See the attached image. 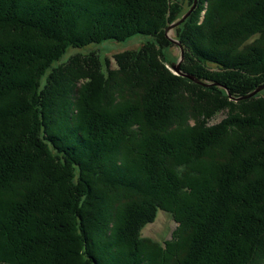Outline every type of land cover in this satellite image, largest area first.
I'll list each match as a JSON object with an SVG mask.
<instances>
[{"label": "trees", "instance_id": "1", "mask_svg": "<svg viewBox=\"0 0 264 264\" xmlns=\"http://www.w3.org/2000/svg\"><path fill=\"white\" fill-rule=\"evenodd\" d=\"M1 1L0 11L6 8L5 1H9L11 5L7 7L15 14V18H12L13 15L9 17V14L7 18H0L1 23L9 18V20H12L13 24H15V27L26 29L34 28L42 33L43 30H51L54 34L58 30H61L67 35V37L65 35V38H62L63 36L60 37L61 33L59 36H54V40L62 44L61 47H59L57 55L49 59L46 66H44L45 69L39 72L34 85L35 96H39L45 88H40V83L45 73L49 71L51 67L50 63L53 62L54 64L55 61L63 57L68 49L87 52L88 50L86 49L96 46L94 51L99 53L97 48L102 43L115 44L132 40L136 41L139 45L138 50L132 52L130 57L132 60H137L141 57L154 59V54L156 53L155 49L160 50V56L163 57V55H167V49L173 47L175 43L168 39L165 31L184 14V12L181 11L182 8H180L178 1L184 2L183 4L187 6V10L192 4V0H97L95 1L97 4H106L107 7L109 6V10L105 9L103 11V16L101 15L98 17L97 15L99 14L96 15L94 13L104 8L95 10L97 6L93 3L89 4V9L81 6L76 9L72 1L64 3L63 0H44L46 2L45 7L43 6L44 4H41L42 0H28L29 2L26 3L24 7L15 4L19 2V0ZM24 1L27 2L26 0ZM150 1L154 3L155 6H150ZM216 2L215 7L212 6L210 10V17L213 16L212 22L215 21L216 26H208V35L206 37L208 44L204 41V36L200 34V29L196 30L194 27L193 29H191L190 26L188 27V21L194 11L183 23L171 30V38L175 39L182 49H185L184 55L189 56L188 53H191L194 60L190 59V62H185L186 60L184 59L180 71L185 72L184 68H186L185 74L193 76L203 85H213L217 83L215 87L202 88L206 93L195 92L194 101L197 107L196 114H194L195 117L193 116L192 118H195L198 122L197 126L187 128L188 130L185 129L183 132L185 138L182 137V140L173 136L171 138L169 136L163 137L162 135L156 136L152 140L155 141L154 145L150 147L144 142L147 134L144 132L145 126L141 121L130 122L127 126L129 132H127L126 137H128L129 141L131 140V142L134 143L141 141L140 143H145V149H155H152V156L148 152L145 156L144 152L141 150H134L136 154H138L137 157L142 158V160L138 161L139 163H136L146 173L143 175L145 179L143 181L147 183L146 186L148 188L152 186V184L147 182L146 176L149 175L151 178L152 173L155 171L158 172V168H161L160 165L163 168V162L161 164V162L155 160V153L162 151L164 144L171 145L173 143L174 145V143L177 142L178 146H176V149L178 148L183 151L182 155L184 156L179 157L180 161L176 163H174L173 157L174 155L180 156V154H169L166 156L167 158L163 160L165 165L167 163L169 166L172 165L171 171L166 173V176L171 180L168 183L172 185L171 187L173 188L178 187L177 191H169L167 193L169 199H164L161 203L155 204L153 208L148 204L145 207H138L140 203L138 204L135 201L130 202L127 206L128 210H124V216H116L117 224L123 223L124 226L129 227L131 233L133 232L131 244L133 246V252H137V254H131V256H129L131 258H129L127 255H122V250L120 253H117L111 249L108 251V253H111L105 258L100 256L101 254L99 251L101 250L94 246L96 242L93 241V237L90 239L87 238L89 235L87 229L90 226L94 228L96 223L99 222V219L94 217V223H91L90 218L87 227L81 215L77 213V210L81 209L85 203L89 192L87 182L84 183V187L88 188L87 192H78L79 189H81V182L85 181L82 170L84 162L79 159L78 154H83L86 150L79 149V151H72L73 147L68 146V151L70 154H73L70 156L66 154L65 151L59 152L58 148L54 146L55 139H53V137H51V139L46 138L44 142H41L39 134L40 130L43 131V125L41 124L43 123V116L41 113L42 106L39 104V106H37V120L40 124H38L37 140L45 145L51 156L60 157L59 165L61 168H64L67 163L69 164L66 166L67 168L68 166L70 167V171L68 170L70 174L68 175L69 185L67 190L73 189L75 192L79 193L76 198V210L72 212L74 223L70 222L69 224L64 222V218L62 219L59 214L62 210L60 209L61 207L49 209L48 205H46L48 199H42L43 197L39 195V193L34 195L33 192H30L35 196L34 199H32V196H25L23 198L25 200L19 201H6L3 200L4 197L1 195L0 234L2 233V236H0V264H57L65 260L62 253L67 252L66 247H69L67 244L70 243L77 244L76 246L78 247L80 246L78 251L84 261V263L81 262V264H150L151 261L154 262V264H167L168 261H170L169 264H264V242L262 240L264 234V209L261 211V205L258 203L262 186L264 188V176L258 177L257 180H252L254 182L245 179L248 175L250 176L252 172L250 167L247 166L248 164H245V161L249 162L252 159L249 153L247 155L244 154L245 152L243 153L242 148L244 144L238 141L235 150L232 148L231 151H227L228 154H235L234 156L232 154L231 156L230 154L226 155L225 157L228 159L226 163L219 160L212 161L208 159L209 164H203L204 166H209L207 170L203 172H208L207 175H204L207 176V180L205 177H201V170L204 167L198 160V157L203 158L207 154L208 149L214 146L212 143H214L217 138L219 139L221 137L220 135L226 130V127H229L226 120H221L216 125L208 126V121L214 117L216 113H224L226 111L227 106L225 101L227 96L221 87L225 86L226 88H223L227 89L232 96H241L249 95L259 84L264 83V66H260V70L257 69L254 64L255 55L253 56V54L261 58L264 56V51L258 52L257 46L260 42L264 43V0H217ZM234 2L236 4H234ZM142 5L152 8L156 14H158L157 21H154L156 24L150 20L140 21L141 16H133L132 21L129 22L130 25L126 24V16L128 15V18L132 16L131 14L134 13V10L138 11ZM238 5L239 7H237ZM49 6L52 8L51 14L46 17L44 16L43 10L48 12V10H50ZM85 11V15L88 16L87 18L80 16L85 13ZM16 14L18 15L16 16ZM45 18L52 21L53 26L47 27L48 19L45 20ZM144 18L147 17L144 16ZM251 18L254 19V21H252ZM43 19L45 21H43ZM129 19L131 20V17ZM93 20H95L94 23H91L90 21ZM212 22L211 25H213ZM81 24H86L83 27L86 28V30L78 33L75 29L77 27L79 28V25L82 26ZM69 37L72 39L66 41ZM193 37L196 38V41H201V47L198 45L197 47L192 46L190 42H188ZM16 41L17 40H15V42ZM2 44H4V42L0 40V54H3L5 51V53L9 52L6 50L7 47H1ZM205 45H209L211 48ZM21 53L23 54L24 52H20V54ZM97 53L92 54L93 59L103 63L104 61L102 62L100 60L101 55L97 56ZM73 59L74 58H71V60ZM260 59L259 61L264 63V60ZM129 60L128 58V61ZM128 64L132 66L127 69L126 74L130 77V80H133L130 81L129 84H144L143 80L146 79V75H136L135 64L131 60ZM258 71H260V74ZM154 79L151 73L148 74L146 80H151L152 82L145 84V87H150V92L152 91V86L159 88L161 92L156 90L153 91L156 98L153 96L151 97L149 91L148 93L147 91H145L144 94L142 93V99L144 101L142 110H146L148 106L147 111L150 113L147 114L149 116L163 115V113H161L164 110V106L161 104L163 102L162 98L164 97L163 90L167 89L169 91L170 88L166 87H171L169 85L171 84V80H178L180 82L184 80L180 77L171 75H166L165 78L161 77L163 82L154 83ZM184 81L188 83L183 84L184 86H194L193 83L186 80ZM90 91H88V95L91 94ZM93 94H95V97L96 92ZM185 95H187V93H185ZM38 99L41 100L40 98ZM210 101H213L214 104H211ZM245 101L246 100L236 102V104L240 106L248 104ZM254 101L253 105H248V110L244 109L243 112L237 111V118L241 119L239 123L242 124V126H248V123L245 122H247L246 118L249 117V114H247L249 111L250 113H254L252 119L254 122L256 121L257 123L259 121L264 123L259 116V113H264V106L261 108L260 102ZM152 102L153 104H151ZM155 103H157V107H154ZM99 117L100 115L95 117L96 120L94 122L93 119L90 120L93 128L100 129V124L103 125ZM142 117L147 119L145 113H143ZM64 118L65 117H63L62 123L58 121L61 123L58 128V130H60V135L65 131ZM141 125L144 126L142 127L143 129ZM249 128L251 127L249 126ZM101 129L108 128L103 127ZM104 132L107 133V130ZM124 132L126 133V131ZM217 132L220 133L219 137L213 138ZM166 138L171 139V141L168 142ZM163 139H165V142ZM136 140H138V142ZM219 147L220 146H218V148ZM189 149L195 152L193 153L195 157L191 155L192 153ZM222 151H226V149L222 148ZM263 151L264 149L262 148L261 155ZM57 152L59 154H57ZM129 155L131 156V152H129ZM8 156L10 155L8 154ZM65 156L68 157L67 163H65ZM222 156L224 158V155ZM10 160H12L11 163L15 161L13 158H10ZM99 169L100 173L104 171L101 167H99ZM185 169H187V174L184 173ZM104 174L102 173V175ZM117 180L123 182L125 178L122 176L117 178ZM93 181L94 183H101V179H95ZM140 183V186L145 185V183ZM254 183H256V186ZM257 183L259 186H257ZM50 189L52 188H49V190ZM55 192L56 191L53 190L52 194ZM58 195L64 197L63 194ZM166 200L169 201L167 204L164 203ZM49 201L51 200L49 199ZM158 211L169 214L176 224L169 238L163 242H155L141 238L140 230L154 220ZM56 224L59 225V227L55 226ZM63 224L64 226L65 224L68 226V232L70 231V234L67 239L58 240L62 237L58 231ZM44 227L49 231V235L47 236V238H49L48 240L42 237L39 231L42 230L43 232L45 230ZM91 227L89 228L90 230H92ZM25 228H27V232ZM28 238L33 239V241ZM111 242L112 245L117 246V242H114L115 244L113 241ZM51 245L54 246L52 250H54L55 254H52V257H48V253H53L50 250L52 248ZM57 251L58 254L56 253ZM95 251L97 255L102 258L95 259ZM138 251L141 253L140 256L138 255ZM142 252H144V254L147 253L149 257H145ZM134 255H138L139 257L133 258L135 257ZM171 257L175 259H169ZM73 263L76 264L74 261ZM65 264H69L68 260L65 261Z\"/></svg>", "mask_w": 264, "mask_h": 264}, {"label": "rangeland", "instance_id": "2", "mask_svg": "<svg viewBox=\"0 0 264 264\" xmlns=\"http://www.w3.org/2000/svg\"><path fill=\"white\" fill-rule=\"evenodd\" d=\"M26 1L27 2L19 0V2H16L15 4L24 7L25 4L29 2L28 0ZM69 1L73 2V6H75L76 9L79 8V6L84 8L87 7L89 9L90 3H93L98 7H95V10L104 8L103 10L94 13L96 15L99 14L97 15L98 17L101 15L103 16V11L105 9L109 10V6L107 7L106 4H97L95 2L97 0H63L64 3ZM216 1L217 0H196V5L193 7L192 4L194 0H192V4L188 10L187 6L183 4L184 2L178 1L180 8H182L181 11H183L184 14L192 8L186 19L194 11L188 21V27L190 26L191 29L194 27L196 30L200 29V34L204 36L203 38L206 43L208 42L206 40L208 26L212 27L216 24L215 21L212 22L213 16L210 17V10L212 6L215 7L217 3ZM5 2L6 8L0 11V18H7L8 14L9 17H12L13 15L12 18H15V14H13V12L7 7L10 6L11 3L9 1ZM1 3L2 1L0 0V4ZM41 4H44L43 6L45 7L46 2L42 0ZM234 4L236 3L234 2ZM150 6L153 7L155 5L150 1ZM237 7H239V5ZM49 8L50 10H48V12L43 10L44 16L46 17L51 14L52 8L51 6H49ZM85 14L86 11L80 16L87 18L88 16ZM17 15L18 14H16V16ZM131 15L132 16H129V18L131 17V20L128 18V15L126 16V24H129V22L132 21L133 16H141L140 21L150 20L152 22L155 20L157 21L158 18V14H156L152 8L148 6L145 7L144 5H142L138 11L134 10V13ZM144 16L147 18H144ZM47 19L48 18H45V20ZM45 20L43 19V21ZM251 20L254 21L252 18ZM94 21L95 20L90 22L94 23ZM47 22V27L53 26L52 21L48 19ZM211 22L213 25H211ZM154 23L156 24V22ZM86 24H81L82 26L79 25V28L77 27L75 31L78 33L85 31L86 28L83 27ZM62 32L63 31L58 30L54 34L51 30H43L42 33L34 28L26 29L15 27V24H13L12 20H9V18L2 23L0 21V40H3L4 42L1 47H7L6 50L9 51L0 54V83L2 82L0 84L2 85V87L0 86V197L2 195L4 197L3 200L6 201H19L25 200L23 199L25 196H32L33 198H31L34 199V195L39 193V195L43 197H41L42 199H48L46 205H48L49 209L61 207L60 209L63 210H61L62 213L61 211L59 212L61 218H64V222L70 224V222L74 223L72 212L76 210V198L78 197V194L81 192L86 193L89 188L85 203L81 209L77 210V213L81 215L84 224L87 225V227L90 218L91 223L93 222L94 217H97V219L99 218V222L96 223L94 228L90 226L92 230L86 228L89 231L87 238L90 239L93 237V241L96 242L94 243V246L101 250L99 253L102 257L107 258L108 254L111 253H108V251L111 249L117 253H120L122 250V255L124 254V256L127 255V257H129L131 254H137V252H133V246L131 244L133 232L131 233L129 227L124 226L123 223L117 224L116 216H124V210H128L127 206L130 202L135 201L138 204L140 203L138 207H145L148 204L153 208L155 204L161 203L164 199H169L167 193L169 191H177L178 187L173 188L171 187L172 185L168 183L171 180L166 176V173L171 171L172 165L169 166L167 165L168 163L165 165L163 160H165L167 158L166 156L169 154H180V156L174 155V163L180 161L179 157H184L182 155L183 151L178 148L176 149V146H178L177 142H175L174 145L173 143L171 145L164 144L163 150L155 153V160L161 162V164L163 162V168L160 165L161 168H158V172H153L151 178L149 175L146 176L147 182L152 184V186H149L148 188L146 186L147 183L143 181L145 180L143 178L145 172L139 165H137V163H139L138 161L142 160V158H138V154H136L134 150H141L144 152V155L148 152L152 156V149H155H145L144 145L146 143L149 147L153 146L155 143V141H152L153 138L159 135H162L163 137L169 136L170 138L173 136L182 140V137L185 135L183 133L185 128L187 129L197 126L198 124L196 119L192 118L193 116L195 117L194 114H196L197 107V104L194 101L195 92L203 93V89L207 87H215L217 86V83L213 85L205 84V86L199 81L196 82L178 74L173 69L172 65L177 64V67L181 69V64L184 59L186 60L185 62H190V59L193 60V56L191 53H188L189 56H185V49L181 48V52L180 47L177 44L168 48L167 55H163V57L160 56V50L155 49L156 53L154 54V59L141 57L137 60H132L130 58L132 52L137 51L139 45L136 41L127 40L115 44L102 43L97 48L99 53L94 51L96 46L89 47L86 49L88 50L87 52L68 49L63 57L55 61L54 64L53 62L50 63L51 67L49 71L45 73L44 78L40 83V88H45L39 96H35L34 85L39 72L45 69L44 66H46L49 59L57 55L59 47H61L62 44L56 42L54 36H59L61 33L60 37L63 36L62 38H65L66 34ZM166 36L171 42H176L175 39L171 38V31H169ZM70 37L67 38L66 41L71 40L72 38ZM15 40L17 41L15 42ZM188 42L195 47H197V45L201 47L202 45L201 41H196V38L194 37ZM205 46L211 48L209 45ZM257 46L258 52L264 51L263 42H260ZM20 52L26 53L20 54ZM93 53H97V56L101 55L100 60L104 62L100 63L95 61V59H93ZM254 55V64L256 65V68L260 70V66H264V63L259 61L261 58L260 56H258V58L256 54H253V56ZM71 58L74 59L71 60ZM128 58L136 66V75H146L147 79L148 74L151 73L152 78H155L153 81L154 83L163 82L161 77L165 78L166 75H173L174 77H180L193 83L194 86H184L183 84H188L184 80L183 82L171 80L169 91L167 89L163 90L164 97L162 96L163 102L161 103L162 106H164V110L162 111L163 115H159L161 118L157 115L149 116L147 114L150 113L147 111L148 106L146 107V110H142L144 103L142 99L143 94L145 91H147V93L149 91L151 97H155L153 91L156 90L161 92V90L152 86V91L150 92V87H145V84L152 81H147L146 79H142L144 84L130 85L129 82L133 80L129 79L130 77L126 74V71L132 65L128 64L130 61H128ZM262 59L264 60V56L260 60ZM184 71L186 72V68H184ZM185 72L182 73L185 74ZM259 72L260 71H258V73ZM223 87L221 88L227 96L225 101L227 106L226 111L224 113H216L214 117L208 121V126H213L221 120H226L229 127H226V130L220 135L221 137L219 139L217 137H219L220 133L217 132L213 137L217 138L215 141L216 143H212L214 146L211 147V149H208L207 154L203 158L198 157L200 164L204 167V170H201V177H205L207 180V176L204 175H207L208 172H203L209 167L206 166L209 164L208 159L212 161L219 160L226 163V160L228 159H226L225 156L229 154L231 156L232 154H228L227 151H231L232 148L235 150L236 143L239 141V143L244 144L242 148L243 153L245 152V155L249 153V156H251L250 158L252 159L249 162L245 161V164H248L247 166H249L252 171L250 176L248 175L245 179L254 182L252 180H257L258 177L264 176V151L261 155L262 148L264 149V123L258 121L260 124L258 122L257 124L256 121L254 122V120H252L254 113H250L249 111V113H247L249 114L248 118L252 121L246 118L247 122L245 123H248V126H242V124L239 123L241 122V119L237 118V111L243 112L244 109L248 110V105H253L255 102L254 100L260 102L261 108L264 106V83L259 84V86L256 87L257 90L255 93L241 96H232L230 92ZM166 88L169 87L167 86ZM88 91H90L91 96L88 95ZM94 92H96L95 97V94H93ZM185 93H187V95H185ZM243 100H246L245 102L248 104H243V106L236 104V102ZM210 103L214 104L213 101H210ZM39 104L42 106L41 113L43 116V123H41L43 125V131L40 130L39 134L41 142H44V139L46 138L51 139V137H53V139H55L54 146L58 148L59 152L65 151L66 154L70 156L73 154H70L68 151V146L73 147L72 151H79V149L86 150L83 154L81 153L83 157L81 154H78L79 159L84 162L82 170L83 175L85 176V181L81 182V189H79V191L77 190L79 193L75 192L73 189L67 190L69 185L68 175L70 174V167H66L69 165L67 163L68 157L65 156V163H67V165L64 168H61L59 165L60 157L51 156L45 145L37 140L39 129L38 124H40L37 120V106H39ZM151 104H153V102ZM155 106L157 107V103L154 104V107ZM143 113L146 114L147 119L142 117ZM98 114L100 115L99 119L103 122V125L100 124V129L93 128L90 121L93 119L94 122L96 120L95 117L99 116ZM259 116L260 119L264 121V113H259ZM63 117H65V131L60 135V130H58V128L60 126L59 124L63 122ZM58 121H61V123ZM136 121H141L145 126L141 125V128L144 127V132L147 134V137L144 140L145 143H140L141 141L134 143L131 142V140L129 141L128 137H126L127 132H129L127 129L128 123ZM249 126L251 128H249ZM103 127H107L108 129H101ZM106 130L107 133L104 132ZM124 131H126V133ZM166 139L168 142L171 141L169 138ZM163 140L165 142V139ZM218 146L220 147L218 148ZM222 148H225L226 151H222ZM190 151L192 153L191 155L195 157L193 154L195 152L192 150ZM129 152H131V156L129 155ZM8 154L10 156H8ZM57 154L59 153L57 152ZM234 154L232 155L234 156ZM222 155H224V158ZM10 158H13L15 161L11 163L12 160H10ZM203 164L206 165L204 166ZM99 167L104 171L106 170L105 174L104 171H102L104 175L100 173ZM184 173L187 174V169H185ZM122 176H124L125 181L119 182L117 178ZM95 179H101V183H94L93 180ZM85 182L88 183V188L84 187ZM140 182L145 183V185L140 186ZM258 183L257 186H259ZM255 184L256 183H254V185ZM49 188L52 189L49 190ZM53 190L56 191L54 194H52ZM95 191L98 192L96 193ZM30 192H33L34 195ZM58 194H63L64 197H60ZM259 197L258 203L261 205L260 209L262 211V209H264L263 186ZM49 199L51 201H49ZM99 200L100 202H97ZM95 201L96 203H94ZM167 202L169 201L166 200L164 203L167 204ZM148 215L150 216V213ZM175 225L176 224L173 222L172 217L169 214L163 211H158L154 220L140 230V237L155 242H163L169 238ZM55 226L59 227L57 224ZM44 229L43 232L42 230L39 231L42 234V237L48 240L49 238H47V236L49 235V231L45 227ZM25 230L27 232V228H25ZM68 230V226L66 224L64 226L63 224L58 231L62 237L58 240H64V238L67 239L70 234V231L68 232ZM95 232L96 234H94ZM0 236H2V233ZM94 236H96V238ZM101 238L102 240L100 241ZM28 239L33 241L31 238ZM262 240L264 242V234ZM111 241H113V243L117 242V246L112 245ZM76 245L74 243L67 244V246H69L66 247L67 252L62 253L65 260L62 262L60 261L57 264H65L66 260H68L69 264H74L73 261L76 264H81V262L84 263L80 252L78 251L80 246L78 247ZM53 247L54 246L50 249L53 253H48V257H52V254H55L54 250H52L54 249ZM56 253L58 254V251ZM142 253L144 254V252ZM140 254V251H138L139 256ZM138 255H134L135 257L133 258H138ZM144 255L145 257H149L147 253ZM100 256L97 255L95 251L94 258L100 259L102 258ZM169 259L173 260L175 258L171 257ZM169 262L170 261H168L167 264H169ZM150 264H154V262L151 261Z\"/></svg>", "mask_w": 264, "mask_h": 264}, {"label": "water", "instance_id": "3", "mask_svg": "<svg viewBox=\"0 0 264 264\" xmlns=\"http://www.w3.org/2000/svg\"><path fill=\"white\" fill-rule=\"evenodd\" d=\"M195 5H196V0H194L192 6L194 7ZM191 9H192V8H191ZM191 9H189V11H190ZM189 11H188L187 13H185L183 16H181V18H180L177 22L171 24V25L166 29L165 33L167 34V33H168L169 31H171L174 27H176V26H178L179 24H181V23L186 19V17L188 16ZM173 43L177 44V45L180 47V51L182 52V50H181V46H180L177 42H175V41H173ZM172 67H173V69H174L178 74H180V75H182V76H184V77H187V78H189L190 80H193V81H196V82H197V80H196L193 76L182 73V72L180 71V69L177 67V64H176V65H172ZM256 90H257V88H256L252 93H255Z\"/></svg>", "mask_w": 264, "mask_h": 264}, {"label": "bare ground", "instance_id": "4", "mask_svg": "<svg viewBox=\"0 0 264 264\" xmlns=\"http://www.w3.org/2000/svg\"><path fill=\"white\" fill-rule=\"evenodd\" d=\"M3 3H4V2H3ZM1 4H2V3H1ZM3 6H4V5H3ZM0 65H1V64H0ZM133 68H135V67H133ZM172 76H173V75H172ZM1 83H2V82H1ZM1 83H0V84H1ZM0 86L2 87V85H0ZM174 87H175V86H174ZM177 87H178V86H177ZM169 88H170V87H169ZM1 90H2V89H1ZM58 91H59V90H58ZM61 91H62V90H61ZM130 94H131V93H130ZM188 96H189V95H188ZM52 97H53V96H52ZM184 97H185V96H184ZM60 98H61V97H60ZM60 98H59V99H60ZM56 99H57V97H56ZM188 99H189V98H188ZM60 100H62V99H60ZM192 100H193V99H192ZM64 101H65V99H64ZM50 102H51V101H50ZM167 107H168V106H167ZM170 107H171V106H170ZM177 107H178V106H177ZM192 107H193V106H192ZM163 108H164V107H163ZM205 108H206V107H205ZM54 109H55V108H54ZM171 109H173V108H171ZM190 109H191V108H190ZM203 109H204V108H203ZM168 110H169V109H168ZM173 110H174V109H173ZM170 111H171V110H170ZM176 111H177V110H176ZM179 111H180V110H179ZM164 112H165V111H164ZM177 112H178V111H177ZM161 113H163V112H161ZM181 114H182V113H181ZM159 115H160V114H159ZM159 115H158V116H159ZM166 115H167V114H166ZM189 115H190V114H189ZM164 116H165V115H164ZM164 116H163V117H164ZM169 116H170V115H169ZM178 117H180V116H178ZM160 118H161V117H160ZM160 118H159V119H160ZM169 118H170V117H169ZM180 118H182V117H180ZM169 123H170V121H169ZM175 123H176V122H175ZM180 123H181V122H180ZM177 124H178V123H177ZM181 124H182V123H181ZM237 124H238V123H237ZM237 124H236V125H237ZM165 125H167V124H165ZM165 128H166V127H165ZM177 129H178V127H177ZM185 129H186V128H185ZM186 130H188V129H186ZM173 132H174V131H173ZM177 132H178V131H177ZM175 133H176V131H175ZM136 141L138 142V140H136ZM195 141H196V140H195ZM195 143H196V142H195ZM201 143H202V142H201ZM90 186H91V185H90ZM202 188H203V187H202ZM96 189H97V188H96ZM96 189H95V190H96ZM95 192H96V191H95ZM97 192H98V191H97ZM97 192H96V193H97ZM102 194H103V193H102ZM183 194H184V193H183ZM99 195H100V194H99ZM99 195H98V196H99ZM96 196H97V195H96ZM101 196H102V195H101ZM100 198H101V197H100ZM100 198H99V199H100ZM103 199H104V198H103ZM103 199H102V200H103ZM97 200H98V199H97ZM103 201H104V200H103ZM97 202H100V200L97 201ZM101 202H102V201H101ZM105 202H106V201H105ZM107 202H108V201H107ZM94 203H96V201H95ZM103 203H104V202H103ZM109 204H110V203H109ZM100 205H101V204H100ZM100 205H99V206H100ZM103 206H104V205H103ZM106 206H107V205H106ZM107 207H108V206H107ZM109 207H110V206H109ZM105 208H106V207H105ZM93 210H94V209H93ZM98 211H99V210H98ZM95 213H96V212H95ZM102 213H103V211H102ZM92 214H93V213H92ZM98 219H99V218H98ZM86 224H87V223H86ZM89 228H90V227H89ZM99 229H100V228H99ZM181 230H182V229H181ZM87 233H89L88 230H87ZM94 234H96V232H95ZM100 234H101V233H100ZM116 236H117V235H116ZM94 237L96 238V236H94ZM204 237H205V236H204ZM124 242H126V241H124ZM173 242H174V241H173ZM127 243H128V242H127ZM174 243H175V242H174ZM169 245H170V244H169ZM171 245H172V244H171ZM171 247H172V246H171ZM196 247H197V246H196ZM201 262H202V261H201ZM203 262H204V261H203ZM158 264H159V263H158Z\"/></svg>", "mask_w": 264, "mask_h": 264}]
</instances>
